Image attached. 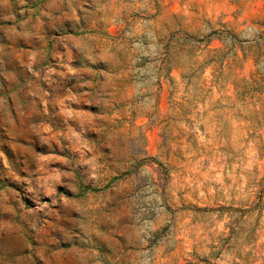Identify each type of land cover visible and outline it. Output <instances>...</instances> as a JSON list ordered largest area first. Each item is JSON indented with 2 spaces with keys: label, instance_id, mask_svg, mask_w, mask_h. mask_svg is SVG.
<instances>
[{
  "label": "rangeland",
  "instance_id": "obj_1",
  "mask_svg": "<svg viewBox=\"0 0 264 264\" xmlns=\"http://www.w3.org/2000/svg\"><path fill=\"white\" fill-rule=\"evenodd\" d=\"M0 264H264V0H0Z\"/></svg>",
  "mask_w": 264,
  "mask_h": 264
}]
</instances>
